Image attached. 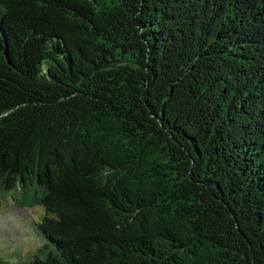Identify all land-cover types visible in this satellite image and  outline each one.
<instances>
[{
    "label": "trees",
    "instance_id": "obj_1",
    "mask_svg": "<svg viewBox=\"0 0 264 264\" xmlns=\"http://www.w3.org/2000/svg\"><path fill=\"white\" fill-rule=\"evenodd\" d=\"M0 264H264V0H0Z\"/></svg>",
    "mask_w": 264,
    "mask_h": 264
},
{
    "label": "rangeland",
    "instance_id": "obj_2",
    "mask_svg": "<svg viewBox=\"0 0 264 264\" xmlns=\"http://www.w3.org/2000/svg\"><path fill=\"white\" fill-rule=\"evenodd\" d=\"M37 211L21 207L13 201L0 200V257L7 258L14 252L28 255L36 245L29 226V218Z\"/></svg>",
    "mask_w": 264,
    "mask_h": 264
}]
</instances>
